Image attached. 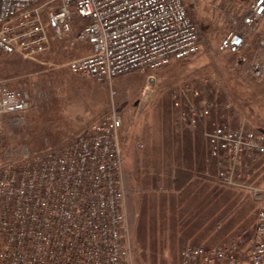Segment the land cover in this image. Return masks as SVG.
I'll list each match as a JSON object with an SVG mask.
<instances>
[{"label":"built area","instance_id":"1","mask_svg":"<svg viewBox=\"0 0 264 264\" xmlns=\"http://www.w3.org/2000/svg\"><path fill=\"white\" fill-rule=\"evenodd\" d=\"M75 15L85 22L76 34ZM263 19L264 0H250L218 46L258 80L264 78V38L252 57L245 38ZM74 40L87 41L92 54L71 59L66 67L99 83L151 73L194 55L201 45L183 0H0V51L31 59L53 41ZM4 85L0 82V134L5 117H20L29 108L24 92ZM172 97L188 111L178 121L188 120L190 127L201 122L202 113L188 98ZM121 120L111 109L69 146L23 153L0 166V264H134L118 141ZM204 136L212 159L228 164H218L215 172L222 185H235L242 156L256 160L264 154V136L244 126L213 124ZM179 258V264H264V199L248 246L233 237L213 247L185 246Z\"/></svg>","mask_w":264,"mask_h":264},{"label":"rangeland","instance_id":"2","mask_svg":"<svg viewBox=\"0 0 264 264\" xmlns=\"http://www.w3.org/2000/svg\"><path fill=\"white\" fill-rule=\"evenodd\" d=\"M183 1L199 29L200 49L148 74L133 72L99 83L71 73L68 61L92 54L87 41H53L31 59L0 51V82L29 98L24 114L4 118L0 166L23 153L69 146L111 109L121 115L118 141L134 264H179L185 246L213 247L233 237L248 246L264 199V154L256 160L242 156L234 171L235 185H222L215 172L218 164H228L212 159L204 136L213 124L244 126L264 136V78H251L237 56L218 51L250 0L232 28L217 19L226 20L230 0ZM197 10L213 14L201 15L198 23ZM79 30L73 28V33ZM262 37V23L247 34L249 57ZM149 76L155 85L139 109ZM172 96L188 98L202 113L201 122L190 127L188 120L178 121L188 111L176 106Z\"/></svg>","mask_w":264,"mask_h":264},{"label":"crops","instance_id":"3","mask_svg":"<svg viewBox=\"0 0 264 264\" xmlns=\"http://www.w3.org/2000/svg\"><path fill=\"white\" fill-rule=\"evenodd\" d=\"M224 1H226V0H224ZM227 3H229L228 1H226ZM230 6H229V10H226L227 12H224V13H227V15H228V17H226V15H225V19L226 20H224V19H219V18H217L218 19V22H220L221 24H226V21L229 23V27L230 28H232L233 26H234V24L236 23L235 22V20L237 21V18L235 19V17H237V16H239V12H243L244 10H246V8L248 7H245V5H246V0H230ZM245 4V5H244ZM200 5L201 6H203V5H205V3L203 2H201L200 3ZM241 6H244V9L241 11ZM230 8H231V10H230ZM198 9V8H197ZM213 14L210 10L209 11H204V13H199V10H197V12H196V17H197V19H198V23L200 22V21H203L202 19H201V15H206V17L208 18L209 17V14ZM224 13H223V15H224ZM201 19V20H200ZM229 19V20H228ZM233 19V20H232ZM227 25V24H226ZM205 26V25H204Z\"/></svg>","mask_w":264,"mask_h":264},{"label":"water","instance_id":"4","mask_svg":"<svg viewBox=\"0 0 264 264\" xmlns=\"http://www.w3.org/2000/svg\"><path fill=\"white\" fill-rule=\"evenodd\" d=\"M154 85H155L154 77L149 76L147 78L146 87L143 90L141 98L139 100V109L143 108L147 104L149 97L152 93V89L154 88Z\"/></svg>","mask_w":264,"mask_h":264},{"label":"trees","instance_id":"5","mask_svg":"<svg viewBox=\"0 0 264 264\" xmlns=\"http://www.w3.org/2000/svg\"><path fill=\"white\" fill-rule=\"evenodd\" d=\"M79 21V22H78ZM82 23V21H81V19H79L76 15L73 17V21H72V27L73 28H78V26H79V24H81ZM262 24H264V21H262ZM260 37H261V35H259ZM258 40V39H257ZM258 45H257V42H256V46H255V49H257L258 47H257ZM250 76V75H249ZM251 77V76H250ZM252 78V77H251ZM228 109H231V107L230 108H228ZM225 125V124H224ZM256 223V222H255ZM254 226H255V224H254Z\"/></svg>","mask_w":264,"mask_h":264},{"label":"bare ground","instance_id":"6","mask_svg":"<svg viewBox=\"0 0 264 264\" xmlns=\"http://www.w3.org/2000/svg\"><path fill=\"white\" fill-rule=\"evenodd\" d=\"M255 41H256V39H255ZM112 111H114V112L116 113V111H115V110H112ZM125 190H126V188H125ZM124 196H125V191H124Z\"/></svg>","mask_w":264,"mask_h":264}]
</instances>
